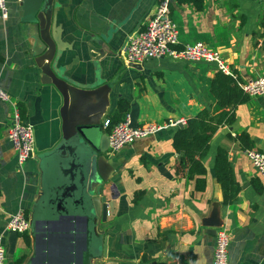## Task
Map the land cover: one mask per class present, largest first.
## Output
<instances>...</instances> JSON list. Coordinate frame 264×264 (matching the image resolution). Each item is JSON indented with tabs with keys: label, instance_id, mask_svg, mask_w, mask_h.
Wrapping results in <instances>:
<instances>
[{
	"label": "crops",
	"instance_id": "0c3cea01",
	"mask_svg": "<svg viewBox=\"0 0 264 264\" xmlns=\"http://www.w3.org/2000/svg\"><path fill=\"white\" fill-rule=\"evenodd\" d=\"M6 2L8 17L0 19V85L11 101H0V245L7 250L8 264H17L29 248L23 236L8 230V223L19 211L31 216L42 188L39 149L56 143L62 118L56 90L41 79L35 26L25 19L24 0ZM160 2L53 0L54 24L68 46L61 60L66 75L87 86L103 84L76 114L86 117L103 107L100 120L108 133L105 121L117 119L120 100L125 99L134 124H166L117 154L108 152L121 162L109 181L91 190L108 205L107 221L101 225L106 252L91 264H176V258L181 264H213L222 227L231 231L230 264H264V181L238 139L247 132L253 147L264 151V96H249L236 108L235 121L221 125L213 136L204 159V191L197 189L196 177L178 174L173 137L181 124L167 122L211 107L215 99L210 84L218 68L170 57L147 59L141 68L126 62L128 35L145 28ZM170 8L180 36L176 47L203 41L222 54L240 81L264 76V0H204L202 9L171 0ZM16 110L35 127L37 138L36 157L22 165L7 137ZM220 147L228 151L242 188L231 204L224 203L215 177ZM216 211L221 226L213 233L206 223Z\"/></svg>",
	"mask_w": 264,
	"mask_h": 264
},
{
	"label": "water",
	"instance_id": "95a60500",
	"mask_svg": "<svg viewBox=\"0 0 264 264\" xmlns=\"http://www.w3.org/2000/svg\"><path fill=\"white\" fill-rule=\"evenodd\" d=\"M24 3L25 19L35 26L34 52L41 79L56 90L62 118L56 143L39 149L42 188L31 213L33 255L27 264H91L106 252L101 225L108 217L105 198L93 196L91 190L109 181L121 161L108 156L109 135L100 120L104 108L86 117L77 115L76 108L99 93L103 84L98 81L87 86L66 75L61 60L68 46L54 24L53 0ZM130 65L141 68L140 64ZM206 226L213 233L221 226L217 211Z\"/></svg>",
	"mask_w": 264,
	"mask_h": 264
},
{
	"label": "built area",
	"instance_id": "2783aa9c",
	"mask_svg": "<svg viewBox=\"0 0 264 264\" xmlns=\"http://www.w3.org/2000/svg\"><path fill=\"white\" fill-rule=\"evenodd\" d=\"M171 0H161L157 11L149 19L145 28L131 32L124 46L126 62L140 64L147 59L170 57L173 59L186 60L188 62H202L215 64L219 70L231 74L230 66L222 54L208 46L203 41L187 43L184 47L178 48L179 30L178 25L172 17ZM8 17L6 0H0V19ZM243 90L251 96H264V76L254 77L240 82ZM0 101H11L9 92L0 85ZM13 124L7 129V137L13 143L17 153L18 163L24 164L30 158L37 155V144L35 128L32 124L26 123L18 110H16ZM186 124L185 119L172 120L167 124ZM166 124L148 121L142 124H134L130 113H127L123 120L112 124L110 119L105 121L108 129L110 146L108 152L117 154L127 145H131L139 139L147 138L161 130ZM244 154L254 165L257 174L264 181V151L256 148L244 149ZM8 230L19 236L31 234V216L25 211H19L12 215ZM231 244V231L222 227L216 234V244L213 264H230L229 247ZM176 264H181L176 258ZM0 264H8L7 250L0 245Z\"/></svg>",
	"mask_w": 264,
	"mask_h": 264
},
{
	"label": "trees",
	"instance_id": "16d2710c",
	"mask_svg": "<svg viewBox=\"0 0 264 264\" xmlns=\"http://www.w3.org/2000/svg\"><path fill=\"white\" fill-rule=\"evenodd\" d=\"M181 3H192L197 9L204 7V0H178ZM236 74H226L219 70L211 79L210 92L215 99L211 107H204L196 114L186 119V124L177 129L173 137V146L178 154L175 169L178 174H188L196 177L197 189H206L207 168L204 159L209 151L210 142L221 125L232 124L236 119V108L246 102L249 95L240 85ZM130 103L121 99L118 106L117 119L110 118L112 124L124 119L129 112ZM243 147H253V141L247 132L238 136ZM215 177L223 191L224 203L231 204L237 200L242 188L235 181L233 168L229 160L228 151L222 147L218 149L215 158ZM257 190L262 188L257 185ZM28 248H32V238L23 236ZM27 255L22 256L17 264H24Z\"/></svg>",
	"mask_w": 264,
	"mask_h": 264
},
{
	"label": "rangeland",
	"instance_id": "374dc122",
	"mask_svg": "<svg viewBox=\"0 0 264 264\" xmlns=\"http://www.w3.org/2000/svg\"><path fill=\"white\" fill-rule=\"evenodd\" d=\"M32 255H33V240H32V248L29 249V253L27 255V259H26V262L24 264H27V262L30 260Z\"/></svg>",
	"mask_w": 264,
	"mask_h": 264
}]
</instances>
